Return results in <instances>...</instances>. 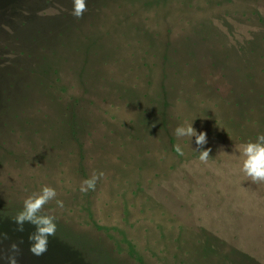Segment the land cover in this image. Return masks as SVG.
<instances>
[{
  "label": "rangeland",
  "instance_id": "obj_1",
  "mask_svg": "<svg viewBox=\"0 0 264 264\" xmlns=\"http://www.w3.org/2000/svg\"><path fill=\"white\" fill-rule=\"evenodd\" d=\"M17 1L0 13V257L264 264V183L239 159L264 134V0H86L81 19L73 0ZM45 185L56 233L37 257L14 217Z\"/></svg>",
  "mask_w": 264,
  "mask_h": 264
},
{
  "label": "clouds",
  "instance_id": "obj_2",
  "mask_svg": "<svg viewBox=\"0 0 264 264\" xmlns=\"http://www.w3.org/2000/svg\"><path fill=\"white\" fill-rule=\"evenodd\" d=\"M87 11L86 0H73L72 15L77 18H83V14ZM175 136L180 139L184 137H195V144L197 148L194 149L199 155L198 159L201 163H207L211 148L201 150L207 144L206 133L197 131L192 124L178 126L174 132ZM177 154L183 155V149L179 144L174 146ZM240 157L242 160V167L240 171L248 177L253 184L264 183V134L257 136L256 141L246 142L239 146ZM103 172L93 174L88 180L82 182L81 192L94 190L97 181L102 178ZM57 192L50 186H43L39 192L32 193L23 201L22 209L14 217V223L17 225L16 231L23 232L26 223L35 226V231L28 236L29 252L34 256H41L48 250L49 237L55 236L56 223L55 217L50 215H42L43 208L50 201L56 199ZM58 207H63V202L56 200ZM7 239V235L4 234ZM20 252L19 245L13 243L10 245L7 253L0 257L7 261V264H18V254Z\"/></svg>",
  "mask_w": 264,
  "mask_h": 264
},
{
  "label": "trees",
  "instance_id": "obj_3",
  "mask_svg": "<svg viewBox=\"0 0 264 264\" xmlns=\"http://www.w3.org/2000/svg\"><path fill=\"white\" fill-rule=\"evenodd\" d=\"M15 4H20V2L17 1V0H9V1L8 0H6V1L0 0V13L1 14L4 13V15H5L6 13H9V11H12V12L13 11H18L17 9H19V8ZM0 60H6L4 58L3 52H0ZM1 62H4V61H1ZM6 62L7 63L9 62L10 63L9 65H11V61H7L6 60ZM51 71H52V73H54L56 75L58 73L57 70H54L53 71V66L50 65L46 69H43V71L40 72V74L46 73L45 75H48ZM10 87H12V85H10ZM8 109L9 108L5 109L4 111L1 110L0 111V116H2V115L4 116L6 114V112H7Z\"/></svg>",
  "mask_w": 264,
  "mask_h": 264
}]
</instances>
